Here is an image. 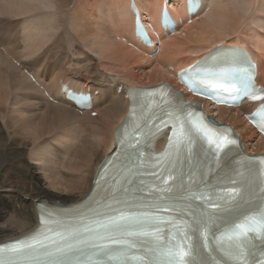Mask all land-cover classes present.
I'll return each instance as SVG.
<instances>
[{
    "label": "bare ground",
    "instance_id": "obj_1",
    "mask_svg": "<svg viewBox=\"0 0 264 264\" xmlns=\"http://www.w3.org/2000/svg\"><path fill=\"white\" fill-rule=\"evenodd\" d=\"M7 1L13 2L16 7L0 8V72H3L2 76L6 74L7 84L18 97L32 100L29 103L32 107H45L44 115L37 113L42 115L40 119H35L37 116L32 115L34 109L30 108L34 117L31 119L37 122L43 118L53 126L49 128L45 123H40L34 129L25 128L32 136V144L36 145L30 152L45 161L44 150L49 148L52 141L55 142L53 145H62L65 154L63 160H66L69 151L66 143L74 140L72 144H75V136L82 137L80 147L76 151L70 150L73 161L80 162V165H73L80 173L77 179L74 180L70 171L72 166L68 165L71 185L69 182L64 185L57 179L53 164L46 162L47 171H43L50 173L47 176L50 189H47L39 183L40 178L30 162L23 160L28 156L26 149L30 144L26 143L27 139L19 137L24 138L26 133L23 135L10 130L14 128L11 123L16 119L15 114V123L19 125L28 122V119L21 118H27L30 112L21 109L23 113L14 110L13 114L10 113L12 115L7 112L2 114L7 117V121L4 118V128L12 133L6 134L8 130L5 131L0 125V244L20 238L38 226V205L69 206L79 203L88 194L94 175L111 153L115 133L127 116L128 101L124 99V94L118 95L120 86L153 87L169 81L170 77H176L178 70L198 62L221 45H243L248 49L258 64L259 81L264 86V29L257 26L255 21H252L251 27H247V15L251 10L254 16L264 19V0H202L203 7L191 18L188 17L186 0H170L171 17L182 20L181 28L173 35H165L160 27L163 0H135L153 26L150 39L154 46L148 48L135 41L130 0H47L50 8L56 10L42 14L40 23L36 17H26L39 11V6L24 3L23 0ZM46 14L49 16L44 17ZM95 14L105 19L110 28L97 26L93 20ZM96 23L100 25L101 22L97 19ZM115 38L124 40L125 44L115 41ZM129 43L132 48L128 46ZM154 50L158 52L151 57ZM13 61L18 63L19 68L14 66ZM151 63L152 69L147 71ZM154 63H157L156 67ZM170 66L172 71L169 70ZM23 70L29 71L36 81H29ZM60 81L75 91L94 94L93 109L83 111L85 118H80L78 111L66 101V94L61 93ZM3 89L5 87L1 86L0 111L9 99L8 89ZM206 106L209 114L213 112L221 123L238 130L249 154H264V138L244 119V114L250 113L254 107L245 103L238 109H215L209 103ZM91 112L98 114L96 118H90ZM53 129L56 132L61 130L62 135L66 133L67 137L54 135L47 137L48 140L43 138L54 133L50 132ZM70 137H73L72 141ZM55 149L54 152L61 159L59 146ZM82 153V161H79L78 156Z\"/></svg>",
    "mask_w": 264,
    "mask_h": 264
},
{
    "label": "snow or ice",
    "instance_id": "obj_2",
    "mask_svg": "<svg viewBox=\"0 0 264 264\" xmlns=\"http://www.w3.org/2000/svg\"><path fill=\"white\" fill-rule=\"evenodd\" d=\"M192 6H198L197 0H192ZM144 39L151 44L146 36ZM251 81L252 76L249 75L245 95L261 101L260 119L257 115L252 119L264 130V90H257ZM183 82L198 92L194 80ZM159 96L157 108L164 111L172 129L168 150L164 153L169 159L163 170L158 174L155 168L149 170L145 166L147 157L144 149L156 133L162 131L159 125L148 127L153 119L150 115L143 126L137 123L131 134L125 133L128 136L125 147L130 151L124 165L116 169L120 179L114 176L111 186L105 189L100 199L92 198L91 193L86 194L85 199H92V203L86 211L72 214L70 223L54 221L57 227L53 228L47 219L42 220V230L33 233L29 239L0 248V264H112L113 261L129 264L130 252L131 259L137 264H164L157 260L158 254L168 257L166 264H197L196 257L201 253L197 245L187 243L197 233L200 236L198 248L208 255V259L202 258L198 264H227L214 255L217 249L211 246V240L217 237L212 232L210 238V226L217 231L225 230L219 238V246L233 264H264V167L260 169V203L255 206L251 199L246 198V193L251 191L247 182L242 183L231 175L217 177V184L213 185L203 174L199 181L195 180V172L190 170L188 178L191 185H184V175L177 176L176 168L177 165L193 164L197 146L220 167L223 158L238 142L230 129L216 126L214 121L199 112L188 111L192 105L185 106L182 100L174 103L168 98L169 93L163 90ZM149 99L151 102V97ZM145 127L147 132H144ZM136 136L143 139H135ZM172 154L175 162L170 158ZM161 164L160 160L156 161L157 166ZM260 164L264 166V159ZM145 177H152L155 182L148 184ZM177 183L184 189L180 196L174 191ZM108 184L105 179V185ZM196 201H199L198 205ZM181 202L187 212L181 208L176 218L166 219L157 215L161 209L175 211ZM194 206L199 208V213L193 210ZM252 212H257L258 217L250 215ZM176 219L182 221L184 231H177L173 247L162 251L165 248L161 243L164 239L162 226H174Z\"/></svg>",
    "mask_w": 264,
    "mask_h": 264
},
{
    "label": "rangeland",
    "instance_id": "obj_3",
    "mask_svg": "<svg viewBox=\"0 0 264 264\" xmlns=\"http://www.w3.org/2000/svg\"><path fill=\"white\" fill-rule=\"evenodd\" d=\"M36 1H40V0H23V2L24 3H34V5H37V6H39V11H37V12H35V13H29L28 15H26V17L27 18H32V17H36L37 18V20H38V22L40 23V20H41V15L42 14H45V13H47V14H49V13H53V12H55V8H50V5H48L49 4V1H43V0H41L42 2V6L40 5L41 3L40 2H36ZM38 3H39V5H38ZM9 4V6H6V5H8ZM12 5H14L13 4V2H12V4H11V2H9V1H7L6 2V0H0V8H4V9H7V8H10ZM48 5V6H47ZM15 6V5H14ZM14 6H13V8H14ZM43 6H45V7H43ZM7 7V8H6ZM16 7V6H15ZM48 7V8H47ZM52 7V6H51ZM43 10H42V9ZM45 8V9H44ZM47 8V9H46ZM50 8V9H49ZM2 9H0V10H2ZM3 9V10H4ZM240 10H242V8H240ZM242 11H244V10H242ZM45 15L44 17H48L49 15ZM95 16L96 17H94L93 18V20H94V22H95V24L97 25V26H99V27H106V28H110V27H108V24H107V21H105V19H102V18H100V17H98V14H95ZM247 16H249V18H248V22H247V27H251V23H252V21H255L256 22V24H258L257 26H259V27H261L262 29H264V27H262L263 26V24H264V19L263 18H261V17H256V16H254L253 15V12H252V10L248 13V15ZM8 18H11V17H9V16H7ZM43 17V16H42ZM18 19H20V18H18ZM100 20V25H98L97 23H96V20ZM13 21V20H12ZM11 21V22H12ZM19 21V20H18ZM24 19H23V21H22V23H21V25L23 26V23H24ZM115 41H117V42H121V43H124L125 44V42H124V40H119V38H115ZM129 47H130V45H128ZM131 48V47H130ZM135 48H133V51H136V49L134 50ZM154 53V52H153ZM153 53H152V56L151 57H155V56H153ZM93 55H94V53H93ZM96 55V54H95ZM96 57V56H95ZM98 58V57H97ZM14 66H16V67H18L17 65H14ZM151 66H152V63L151 64H149L148 65V69H147V71H149V70H151L152 68H151ZM153 66H157V63H154L153 64ZM171 67L172 66H170L169 67V70H171ZM19 68V67H18ZM2 73L3 72H0V80H2V79H5V80H3V81H0V83H1V85H0V87L1 86H3V87H5V89H8V93H9V99H8V102H7V104L5 105H3L2 106V108H3V110L2 111H0V125H2V128L6 131V130H8V128H4V124L6 123L5 121H4V118H5V120L7 121V117H3V115H4V113H8V114H10L12 111H16V113H17V111L19 110L20 112H22L23 113V111L25 112V111H28V112H30V110H32V109H34V110H32V113H36L35 115L34 114H32L34 117L35 116H37V117H35V119H40L41 117H42V115H44V113L46 112V110H45V107H41L40 108V106L38 107H32V106H30L29 105V103H30V101H32V100H27L26 101V99L24 100V99H22V98H20V97H18L19 95H17V93H16V91L14 90V89H12V87L11 86H9L8 84V82H7V79H6V77H5V75H3L2 76ZM5 82H6V84H5ZM8 83V84H7ZM5 89H3V90H5ZM2 96H4V95H2ZM15 100V101H14ZM29 101V102H28ZM35 103V102H34ZM12 104V105H11ZM37 104H39V103H37ZM13 105H16V106H13ZM30 108H32V109H30ZM23 111H22V110ZM27 109V110H26ZM29 109V110H28ZM36 109V110H35ZM14 111V112H15ZM18 111V112H19ZM43 111H45V112H43ZM41 113V114H39V115H37V113ZM43 112V113H42ZM3 114V115H2ZM12 114H13V112H12ZM12 114H10V115H12ZM213 116H214V113L212 112L211 113ZM6 115V114H5ZM16 116H17V114H15ZM28 115V117L27 118H24V116H23V118H21V119H25V120H27L28 119V122H26V124H19V122H18V124L20 125H17V123H15L16 121L15 120H17V117L16 116H14V118H16V119H13V121H14V123L12 122L11 123V125H12V127H14V128H10V130L12 129L13 131H19L21 134H25V136H24V138L23 137H19L20 139H27L26 140V143H28V144H30V145H28V147H27V149H26V153H27V155L28 156H26L25 158H23V160H27V162L29 163L30 162V165L32 166V169H34V171L36 172V175L38 176V178H40L39 179V183L42 185V186H44L45 188H47V189H50V187H48L47 186V184H49L50 183V179L48 180L47 178V176H49V174H46V168H47V165H46V162L47 163H52L53 164V169L55 170L54 171V173H56V177H57V179L59 180V182L61 181V183L63 182L64 183V185H65V183H68L69 181H68V179L70 178V176L68 175V173L71 171L72 172V174H73V177H74V180H76L77 179V176H79V174L80 173H78L77 172V170H75L74 169V167H73V165H74V163H76L77 165H80L79 163L80 162H76V160L75 161H73V156H70V150L72 151V150H74V151H76L77 150V148L78 147H80L79 145H80V141H81V139H80V137H82V136H80V137H78V136H75V138L77 137V139H75V144H72L73 142H74V140L72 139L73 137H70L71 138V141H72V143L70 144V143H66V146L67 145H69V151H68V153H67V155H68V157H66L65 159L66 160H63L64 158L63 157H65V154H64V152H63V150H64V148L62 147V145L60 146V145H58V144H56V145H53V144H55V142H49V145L52 147L51 148V150H50V146H49V148H47V149H45L44 150V155L43 156H45L44 158L46 159V160H48V161H43V160H39L38 158L39 157H36V156H33L32 155V153L30 152V151H32V147L35 149L36 147H34V146H36V145H33L32 144V141H33V139H32V136H29L30 134L26 131V129L28 128H33L34 129V127L36 128V126L35 125H43L44 123H45V126L46 127H49V128H52L53 126L51 125V123H50V121L48 122V120H46V119H41V120H37V122H35L34 120H32L31 118L33 117V116H31V112L30 113H28L27 114ZM2 116V117H1ZM41 116V117H40ZM79 116H81L80 118H85V116L84 115H80L79 114ZM19 117V116H18ZM34 117H33V119H34ZM90 118H96V117H92V116H90ZM31 119V120H30ZM3 121H4V123H3ZM38 121H40V122H38ZM29 123V124H28ZM41 123V124H40ZM47 123H49V125L47 126L46 124ZM14 124H16V126L14 125ZM33 124V125H32ZM10 125V126H11ZM27 125V126H26ZM31 125V126H33V127H29V126ZM19 126V127H18ZM25 126V127H24ZM1 127V126H0ZM24 127V128H23ZM27 127V128H26ZM39 127V126H38ZM46 127H44V128H46ZM18 128V129H17ZM26 128V129H25ZM29 129V130H30ZM55 129V128H54ZM54 129L53 130H51L50 132H52V131H54ZM11 130V131H12ZM56 130V129H55ZM65 130V129H64ZM12 131V132H13ZM7 133L6 134H10V133H12V132H9V130L8 131H6ZM25 132V133H24ZM62 131L60 130V131H54V133H50V135L49 136H47V135H45L46 137H43V138H46L47 139V137H54V135H58L59 137H61V136H63V137H67V135H62L63 133H61ZM258 138V137H257ZM49 139H51V138H49ZM78 139H79V141H78ZM48 140V139H47ZM88 140H90L89 138H88ZM39 140H37V142H38ZM69 142V141H68ZM79 142V143H78ZM33 143H34V141H33ZM78 143V144H77ZM53 145V146H52ZM71 145V146H70ZM74 145V146H73ZM57 146H59V148H60V150H59V152H61L62 153V160L59 158L60 157V155L58 156L57 155V153L56 152H54V151H56V149L55 148H57ZM66 146H65V148H66ZM50 152V154H48L49 152ZM47 152V153H46ZM31 153V154H30ZM55 153V154H54ZM82 155H83V153L81 154V155H79L78 157L80 158L79 159V161H82L81 160V158H82ZM54 156H56L55 158H54ZM48 157V158H47ZM49 157H50V160H49ZM39 160V161H38ZM58 162H57V161ZM54 161H55V163H54ZM57 162V163H56ZM59 162H61V163H59ZM69 162H70V164H69ZM37 164H38V166H37ZM68 165H70V166H72V169H70V171H69V166ZM34 166H36V167H34ZM57 166V167H56ZM38 167V168H37ZM42 169V170H41ZM43 169H45L44 171H43ZM48 169H50V168H48ZM58 169V170H57ZM38 170H41V171H38ZM60 170V171H59ZM43 171V172H42ZM60 173H62V174H60L61 176H59V172ZM64 174H65V176H64ZM62 176L64 177V178H62ZM67 176V177H66ZM67 179V180H66ZM69 184H70V182H69ZM71 185V184H70ZM47 186V187H46ZM66 193H69V191L68 192H66ZM73 193V192H72ZM75 193V192H74ZM83 199V198H82Z\"/></svg>",
    "mask_w": 264,
    "mask_h": 264
}]
</instances>
